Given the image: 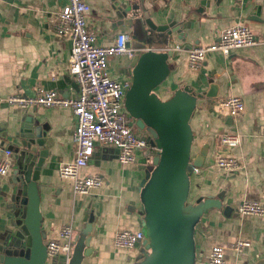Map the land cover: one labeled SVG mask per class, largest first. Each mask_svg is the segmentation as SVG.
Returning <instances> with one entry per match:
<instances>
[{
    "label": "crops",
    "instance_id": "obj_1",
    "mask_svg": "<svg viewBox=\"0 0 264 264\" xmlns=\"http://www.w3.org/2000/svg\"><path fill=\"white\" fill-rule=\"evenodd\" d=\"M86 1L91 6L87 26L97 34L98 44H113L120 32L130 35L131 27L116 15L114 0ZM67 2L0 0V157L11 144L10 134L33 118L51 153L39 181L45 239L58 240L61 228L71 224L75 242L87 224V213L93 210L92 253L84 259L85 264H136L142 250L120 248L114 237L122 230L142 229L143 213L135 208L141 204L136 191L144 178L141 164L121 163L114 148L97 146L92 159L82 166L81 175L100 174L104 184L91 194H76L72 181L59 174L60 166L74 156L73 135L78 120L73 110L58 106L21 109L6 101L12 95L33 96L39 87L57 90L66 98L78 95V84L69 70L71 36L54 29L57 14ZM142 5L157 25L180 28L174 32L170 28L171 33L155 32L143 22V37L136 41L135 47L144 50L172 51L168 59L171 72L158 89L160 97L169 99L184 86L215 94L206 98V106L195 110L191 121L195 136L192 157L204 147L208 152L203 166L191 176L189 200L194 203L200 197L218 198L222 194V207L208 209L196 230L195 264H208L210 249L215 245L226 248L227 264H256L264 258V216L241 215L237 208L245 200L264 204V0H144ZM239 24L248 25L261 43L233 50L229 56L213 52L199 70L189 68L187 49L209 45L224 29ZM176 45L183 49H174ZM130 62L128 56L111 57V75L132 82ZM228 96L242 97L244 111L234 117L226 111L219 113L218 102ZM223 133L238 134L241 144L218 148ZM222 154L236 158L239 167L219 168L216 160ZM12 158L14 164V153ZM12 178V167L7 174H0V242L11 217L4 192ZM238 241H249L250 245L237 250L234 246Z\"/></svg>",
    "mask_w": 264,
    "mask_h": 264
},
{
    "label": "water",
    "instance_id": "obj_2",
    "mask_svg": "<svg viewBox=\"0 0 264 264\" xmlns=\"http://www.w3.org/2000/svg\"><path fill=\"white\" fill-rule=\"evenodd\" d=\"M114 1L117 17L131 27L127 46L134 49L133 56L129 57L132 82L125 94V106L136 120L138 131L160 148L150 164L152 167L140 163L144 178L136 186L141 204L135 208L143 213L141 230L146 239L136 245L142 247L143 254L136 264H195L196 230L208 209L222 207V194L218 198L200 197L194 203L189 200L191 176L203 166L208 152L204 147L198 156L192 157L195 136L191 121L195 110L206 106V98L215 94L184 86L169 99H162L158 89L171 72L168 59L172 51L144 50L134 44L143 22L155 32L170 28L174 32L180 28L157 25L142 5L144 0ZM27 123L9 136L11 144L7 149L14 153L15 162L13 178L4 192L11 217L4 240L0 242V264H49L48 241L42 232L39 181L51 153L45 148V137L34 126V119L28 118ZM85 221L86 226L75 238L69 262L66 263L64 255H59L52 258V264H85L84 259L92 253L89 243L93 210L87 213ZM256 264H264V258Z\"/></svg>",
    "mask_w": 264,
    "mask_h": 264
},
{
    "label": "built area",
    "instance_id": "obj_3",
    "mask_svg": "<svg viewBox=\"0 0 264 264\" xmlns=\"http://www.w3.org/2000/svg\"><path fill=\"white\" fill-rule=\"evenodd\" d=\"M91 10L86 0H68L67 5L58 12L54 21V29L59 34H68L72 39L70 55V74L78 84V95L66 98L57 90L37 89L33 96L12 95L6 101L21 109L36 106L71 108L77 116V126L74 131L73 159L60 166L61 177L70 179L76 194H91L93 190L104 184L100 174L81 175L82 166L86 165L95 154L97 146L114 148L121 163L139 162L150 165L160 148L139 132L133 117L125 106V94L131 82L114 78L109 70L111 57H132L134 49L128 47L130 36L120 32L111 45L103 46L97 43V34L87 26V15ZM258 36L246 24L228 27L221 32L218 40L204 46H193L187 49L188 66L191 70H199L207 56L213 52H221L229 56L233 50L252 47L260 44ZM176 50L183 47L176 45ZM219 113L226 111L236 116L244 111V100L240 96H228L220 100L216 107ZM0 138V145H1ZM241 144V138L235 133H223L218 138V148H234ZM140 152V156H137ZM13 152L4 149L0 157V174L5 175L13 165ZM217 166L225 170L239 167L236 158L228 155H218ZM199 168L196 169L198 171ZM241 215L264 216V204L260 201H243L237 208ZM74 226L64 225L58 240H49L47 244L48 257L59 255L69 262L74 249ZM146 239L140 230H122L115 234L114 243L120 248H136L138 243ZM249 241H238L235 249L241 250L249 246ZM226 248L215 245L210 249L208 264H227Z\"/></svg>",
    "mask_w": 264,
    "mask_h": 264
},
{
    "label": "rangeland",
    "instance_id": "obj_4",
    "mask_svg": "<svg viewBox=\"0 0 264 264\" xmlns=\"http://www.w3.org/2000/svg\"><path fill=\"white\" fill-rule=\"evenodd\" d=\"M139 36H140V37H143L141 33L139 34ZM134 45L137 46L138 43L135 42ZM133 121L136 122V120H135L134 118H133ZM150 167H152V165H150ZM141 248H142V247H140L139 249H141ZM142 258H143V254H142V253H139L138 259H142Z\"/></svg>",
    "mask_w": 264,
    "mask_h": 264
}]
</instances>
